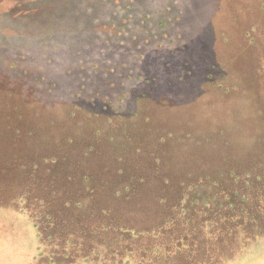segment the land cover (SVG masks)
<instances>
[{"label":"trees","instance_id":"16d2710c","mask_svg":"<svg viewBox=\"0 0 264 264\" xmlns=\"http://www.w3.org/2000/svg\"><path fill=\"white\" fill-rule=\"evenodd\" d=\"M202 1L204 13L213 2ZM262 1L258 15L232 13L233 23L241 15L247 25L221 28L210 42L186 35L189 51L202 49L200 67L219 65L227 78L224 91L203 82L208 98L242 95L231 125L218 116L217 104L208 106L213 130H200L199 137L214 151L206 155L185 144L193 129L180 135L156 126L188 119L186 94L161 96L163 113L156 115L149 92L136 123L104 134L82 122L74 132V123L53 109L56 98L36 96L0 63V251L19 253L0 264H218L242 243L264 238ZM252 21L255 30L247 33ZM200 67L192 62L187 75L198 81ZM174 106L184 107L171 111ZM55 129L63 130L60 139L46 142V131ZM20 219L26 239L11 241L7 233ZM26 251L34 252L31 259Z\"/></svg>","mask_w":264,"mask_h":264},{"label":"rangeland","instance_id":"374dc122","mask_svg":"<svg viewBox=\"0 0 264 264\" xmlns=\"http://www.w3.org/2000/svg\"><path fill=\"white\" fill-rule=\"evenodd\" d=\"M210 1L213 5L207 3L203 13L202 0H0V63L27 89L34 87L36 96L56 98L53 109L74 123V132L84 128L76 125L82 122L90 131L101 129L104 134L127 122L136 123L149 92H153L150 110L153 108L156 115L163 113L161 96L186 94L191 113L185 116L188 119L159 121L156 126L174 128L180 135L193 129L195 137L185 144L194 153L206 155L214 151L205 143V136L199 137L200 130H213L214 113L208 106L217 104L216 113L231 125L235 120L231 121L229 114L242 101V95L208 98L203 82L212 81L214 87L224 91L222 85L227 78L219 65L203 61L200 67L202 49L196 48L194 54L189 51L186 35L210 42V35L221 28L247 25L240 23L241 15L233 23L232 13H247L249 17L260 13L256 8L260 0ZM262 2L260 7L264 6ZM193 17L191 24L187 20ZM255 27L252 21L246 32H253ZM192 62L201 70L198 81L187 75ZM171 84H188L190 88L173 90ZM183 107L174 106L171 111ZM196 110L199 112L193 113ZM62 131H46V142L58 141ZM195 139L200 141L199 150L194 149ZM13 231L7 233L11 234L7 235L9 240L26 239L27 227L21 219ZM26 236L31 243L32 233ZM9 255L16 253L0 251V256ZM218 264H264V238L242 243L232 257Z\"/></svg>","mask_w":264,"mask_h":264},{"label":"crops","instance_id":"0c3cea01","mask_svg":"<svg viewBox=\"0 0 264 264\" xmlns=\"http://www.w3.org/2000/svg\"><path fill=\"white\" fill-rule=\"evenodd\" d=\"M19 253H16V255H18ZM25 257H27V258H32V256H33V254H34V252L32 251H26L25 253ZM15 255V256H16ZM12 257H14V256H11V255H9V256H0V258H12ZM86 264H89V262L88 263H86ZM94 264V263H93Z\"/></svg>","mask_w":264,"mask_h":264}]
</instances>
